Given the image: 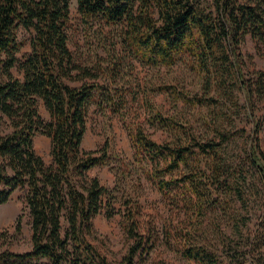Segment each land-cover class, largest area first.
Returning <instances> with one entry per match:
<instances>
[{"label": "trees", "instance_id": "16d2710c", "mask_svg": "<svg viewBox=\"0 0 264 264\" xmlns=\"http://www.w3.org/2000/svg\"><path fill=\"white\" fill-rule=\"evenodd\" d=\"M212 1L215 11L206 10L198 0L76 3L79 14L87 21L97 18L105 24L120 23L125 49L141 62L169 67L188 55L203 68L208 82H220L223 72L219 62L226 59L224 42L235 55L243 36L250 34L264 58V0ZM68 18L69 0H0V119H7L9 127L8 132L0 133V204L16 189H24L31 232V248L20 252L0 248V264H113L89 240L93 218L103 208L107 216L113 213L109 199L114 190L102 185L97 177L87 176L90 169L108 163L109 143L85 150L82 140L85 113L91 103L117 114L125 99L122 92L104 84L70 86L65 82L78 68L67 45ZM19 27L33 30L31 50L24 59L16 55L21 45L17 39ZM12 68L22 77H15ZM83 74L98 76L90 70ZM160 89L170 92L168 86ZM242 89L248 103L252 94L263 98L264 70L257 72L253 87L244 85ZM39 99L50 115L49 121H44L38 112ZM211 100L218 109L219 101L214 97ZM36 132L50 138L49 164L33 147ZM240 134L219 130L218 141L200 144L192 139L188 144L173 145L157 143L138 128L131 138L135 161L141 164V160L148 159L153 164L152 176L163 194L170 185V180L163 178L165 174L194 165L181 176L195 198V210L203 211L209 204L227 210L231 201L222 199L220 194L233 191L232 188L245 204L241 189L234 186L239 181L226 173L221 155L224 144ZM253 149L247 150L245 157L264 185V165L258 163ZM116 160L120 168L129 167L124 160ZM124 228L132 242L119 264H135L144 248L143 237L132 217H126ZM20 229L17 217L14 231L18 233ZM5 235L6 231H2L0 238ZM237 235L239 246L228 252L226 259L201 245L185 247V255L199 264H264V218L253 235L240 229Z\"/></svg>", "mask_w": 264, "mask_h": 264}, {"label": "rangeland", "instance_id": "374dc122", "mask_svg": "<svg viewBox=\"0 0 264 264\" xmlns=\"http://www.w3.org/2000/svg\"><path fill=\"white\" fill-rule=\"evenodd\" d=\"M198 3L206 10L215 11L212 0H198ZM66 33L68 48L78 68L65 82L70 86L104 84L122 92L125 99L117 114L101 110L94 103L85 113L82 147L99 149L107 142L111 153L106 165L90 169L87 176L97 177L102 185L114 190V196L109 199L113 213L107 216L103 208L93 218L89 240L113 264H119L132 242L124 228L126 217H132L144 241L135 264H199L186 257L185 247L189 245L204 246L226 259V254L239 246L238 229L253 235L264 218V185L245 157L246 151L254 147L258 163L264 165V96L260 99L252 94L248 103L242 89L244 85L253 87L257 72L264 70V58L250 34L243 36L235 55L224 42L226 59L219 62V70L223 72L221 81L208 82L203 68L188 55L169 67L141 62L125 49L124 28L120 23L105 24L97 18L85 20L78 12L76 0H69ZM32 35L33 30L17 29L21 43L16 54L19 59L30 52ZM84 70L97 73V78L84 76ZM12 74L22 77L16 68H12ZM164 86L170 92L160 89ZM212 97L219 101L218 109ZM37 108L42 119L49 121L50 115L40 99ZM138 128L157 143L173 145L188 144L192 139L200 144L218 141L219 130L241 133L224 144L221 155L226 173L230 172L239 181L234 186L241 189L245 204L232 188L233 191L220 194L222 199L231 201L227 210L209 204V208L196 211L195 198L181 176L194 167L192 164L165 174L163 178L170 180V185L165 194L161 193L152 176L153 164L148 159L141 160V164L135 161L131 135ZM8 131V120L0 119V133ZM32 141L36 153L49 164L50 138L36 132ZM117 157L129 167L120 168ZM17 217L21 225L18 233L14 231ZM2 231L6 235L0 238L1 249L20 252L31 248L29 214L22 188L0 204Z\"/></svg>", "mask_w": 264, "mask_h": 264}]
</instances>
